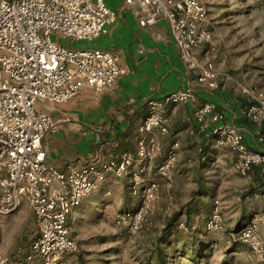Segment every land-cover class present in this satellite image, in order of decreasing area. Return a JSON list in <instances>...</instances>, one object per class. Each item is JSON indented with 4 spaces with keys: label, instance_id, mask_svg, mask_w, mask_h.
I'll return each instance as SVG.
<instances>
[{
    "label": "built area",
    "instance_id": "built-area-1",
    "mask_svg": "<svg viewBox=\"0 0 264 264\" xmlns=\"http://www.w3.org/2000/svg\"><path fill=\"white\" fill-rule=\"evenodd\" d=\"M143 10L142 26L166 21L170 36L178 45L183 62L196 72V79L163 100L148 102V113L139 126L136 159L141 170L134 172L132 195L140 204L117 217L129 233L142 230L158 184L145 183V164L155 155L154 130L168 132L165 113L168 105L196 100V84L218 88L219 72L209 60L212 30L204 0H126ZM117 14L106 0H0V214L15 212L23 201L32 208L38 236L16 264H66V256L78 255L79 242L71 236L69 218L83 200L112 176H124L135 162L131 153L100 165L57 169L47 162L43 140L55 131L57 122L38 111L36 102L66 103L85 88L97 92L112 88L122 73L118 55L98 48L81 49L60 43V39L91 42L109 32ZM203 56L205 61L201 60ZM250 100L242 114L261 127L264 124V90L240 85ZM194 119L202 132L211 130L218 146L228 147L236 156L235 169L248 176L254 166L264 174V152L249 148L242 128L226 123L216 104L196 108ZM259 141L263 138L260 133ZM180 143L174 141L156 174L172 186ZM218 204V201L215 202ZM222 225L215 209L206 222L208 230ZM255 225L239 233V239L262 256L263 245L254 233ZM0 264H13L0 256Z\"/></svg>",
    "mask_w": 264,
    "mask_h": 264
},
{
    "label": "crops",
    "instance_id": "crops-1",
    "mask_svg": "<svg viewBox=\"0 0 264 264\" xmlns=\"http://www.w3.org/2000/svg\"><path fill=\"white\" fill-rule=\"evenodd\" d=\"M106 2L115 10L116 20L106 35L86 42V45L118 55L122 73L114 86L101 92L85 88L66 103H51L46 100L36 102L38 111L49 114L57 122L55 131L47 133L43 140L47 162L57 169H65L67 166L81 169L87 165H100L104 161L118 159L128 152L135 158L130 171L137 172L141 164L136 159V150L138 141L143 138L139 126L148 113V102L161 101L196 79V72L182 61L179 47L170 36L166 21L142 26L140 20L144 12L140 7L128 5L126 0ZM200 57L205 61L202 55ZM240 85L250 87L220 73L217 89L212 90L205 85L196 84L195 101L168 105L165 113L168 132L162 134L156 129L149 135L150 140H154L157 145L154 157L145 164L148 165L145 172L156 169L174 141L180 142L179 157L181 150L195 151L198 146H205L209 142L211 130L202 132L194 119L196 108L206 102L216 104L226 123L243 129L245 143L249 148L264 152V124L258 127L242 114L250 100L242 94ZM258 87L262 88L260 90L264 89L262 86ZM257 133L263 138L262 142L259 141ZM235 161L234 153L219 148V167L223 171L233 168L237 172ZM199 163L188 160L175 164L172 171L173 188L168 189L164 181H161L157 201L159 209L165 208L166 201L173 200L177 192L190 194L197 189L194 178H197ZM131 173L108 178L72 212L69 225L74 221L78 224L83 219H88L99 207L112 213L122 204L120 199L124 194L129 195L128 200L131 202L129 205L126 203L125 209L136 208L138 203L134 206L135 197L131 193ZM146 173L142 176L145 177ZM5 174L4 170L0 171V178ZM237 179L241 185L238 189L239 195L245 196L243 199L238 197L241 205L250 200L255 201L257 206L251 214L262 219L264 174L260 167L254 166L248 176L239 174ZM181 181L185 183L180 184ZM127 183L129 185L126 192ZM117 200L121 201L118 205ZM0 215V256L8 257L16 264L38 236L34 212L23 201L15 212ZM33 264L40 262L36 259Z\"/></svg>",
    "mask_w": 264,
    "mask_h": 264
},
{
    "label": "rangeland",
    "instance_id": "rangeland-1",
    "mask_svg": "<svg viewBox=\"0 0 264 264\" xmlns=\"http://www.w3.org/2000/svg\"><path fill=\"white\" fill-rule=\"evenodd\" d=\"M204 1L212 30L209 60L220 73L234 81L258 89L261 88L258 86L264 87V0ZM59 41L70 47L89 48L86 42H80L79 46L75 41ZM208 141L195 151L181 150L180 157L177 155L176 163L200 162L197 178H194L195 191L190 194L177 192L173 200L166 201L165 208L159 209L161 181L168 189L173 188V183L169 187L167 180L159 177L154 168L149 173L144 172L143 181L156 182L159 188L142 230L131 234L117 223L120 213L135 210L140 204L135 197L134 206L138 203L137 207L125 209L126 203L131 202L129 195L124 194L120 199L122 204L117 200L119 207L112 213L99 207L88 219L69 225L71 236L79 242L81 251L78 255H68V264H264V254L260 256L250 244L239 239L240 231L255 225L254 233L264 250V216L260 219L251 214L257 206L255 201H247L242 206L238 200L239 174L233 168L223 171L219 167V148L230 149L218 146L212 135ZM130 173L129 170L127 175ZM128 185L125 184L126 192ZM130 185L132 193L133 182ZM215 209L220 213L222 225L208 230L206 222Z\"/></svg>",
    "mask_w": 264,
    "mask_h": 264
}]
</instances>
